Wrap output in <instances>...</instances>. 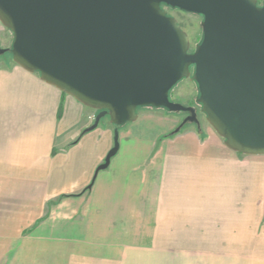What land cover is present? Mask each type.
I'll return each mask as SVG.
<instances>
[{
    "label": "crops",
    "instance_id": "0c3cea01",
    "mask_svg": "<svg viewBox=\"0 0 264 264\" xmlns=\"http://www.w3.org/2000/svg\"><path fill=\"white\" fill-rule=\"evenodd\" d=\"M138 112L99 170L108 118L84 134L96 110L0 59V264H264V155Z\"/></svg>",
    "mask_w": 264,
    "mask_h": 264
},
{
    "label": "water",
    "instance_id": "95a60500",
    "mask_svg": "<svg viewBox=\"0 0 264 264\" xmlns=\"http://www.w3.org/2000/svg\"><path fill=\"white\" fill-rule=\"evenodd\" d=\"M200 15L202 39L191 41L163 7ZM0 23L13 34V61L108 118L119 128L141 108L202 115L245 155H264V0H0ZM198 88L195 107L170 100L182 80ZM199 106V108H198Z\"/></svg>",
    "mask_w": 264,
    "mask_h": 264
},
{
    "label": "rangeland",
    "instance_id": "374dc122",
    "mask_svg": "<svg viewBox=\"0 0 264 264\" xmlns=\"http://www.w3.org/2000/svg\"><path fill=\"white\" fill-rule=\"evenodd\" d=\"M263 1V0H258ZM168 14L177 19L178 23L181 25L182 29L187 32L190 41H191V51L195 50L196 45L202 39V21L203 17L200 15L187 13L179 9H170L165 7ZM12 43L5 48L0 50H10ZM10 52H6L1 55L0 59L8 57ZM11 55V54H10ZM12 56V55H11ZM198 88L196 84L190 79H184L180 81L170 92V100L179 104H182L186 107H195L197 105L196 98L198 95ZM199 108V106H198ZM142 109V108H141ZM144 109V108H143ZM157 110V109H156ZM165 110V109H162ZM168 112L167 110H165ZM179 115L185 116V113H178ZM202 121L208 123L205 119V116L202 115ZM191 124V123H189Z\"/></svg>",
    "mask_w": 264,
    "mask_h": 264
},
{
    "label": "flooded vegetation",
    "instance_id": "af4514ba",
    "mask_svg": "<svg viewBox=\"0 0 264 264\" xmlns=\"http://www.w3.org/2000/svg\"><path fill=\"white\" fill-rule=\"evenodd\" d=\"M258 3H259V6H262L263 5V1H258ZM163 7L165 8L166 6L163 5ZM168 8H170V7H168ZM170 9H172V8H170ZM191 52H194V51H191Z\"/></svg>",
    "mask_w": 264,
    "mask_h": 264
},
{
    "label": "trees",
    "instance_id": "16d2710c",
    "mask_svg": "<svg viewBox=\"0 0 264 264\" xmlns=\"http://www.w3.org/2000/svg\"><path fill=\"white\" fill-rule=\"evenodd\" d=\"M174 113V112H173ZM175 133H172L171 135H174Z\"/></svg>",
    "mask_w": 264,
    "mask_h": 264
}]
</instances>
